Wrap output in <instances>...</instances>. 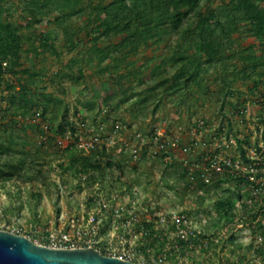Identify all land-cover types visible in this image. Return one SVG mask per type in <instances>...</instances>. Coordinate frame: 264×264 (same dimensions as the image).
<instances>
[{"label":"rangeland","instance_id":"374dc122","mask_svg":"<svg viewBox=\"0 0 264 264\" xmlns=\"http://www.w3.org/2000/svg\"><path fill=\"white\" fill-rule=\"evenodd\" d=\"M239 1L264 10V0H198L166 13L149 0H0V24L20 44L0 80V231L33 242L43 235L45 244L58 214L85 216L94 206L97 182L106 197L136 207L142 221L185 213L199 237H220L206 249H174L168 226L141 240L136 229L107 221L100 233L105 256L126 254L134 264H264V222L243 225L237 218L245 190L234 179L190 183L182 163L197 157L177 149L167 165L146 153L134 158L117 144L96 158L101 168L93 170L54 145L69 123L86 119V129L103 126L115 142L120 132L134 143V132L154 128L182 146L223 127L251 134L264 113V36L243 21ZM107 8L139 11L110 30ZM43 120L55 132L44 133ZM228 197L233 209L224 216L216 203Z\"/></svg>","mask_w":264,"mask_h":264},{"label":"built area","instance_id":"2783aa9c","mask_svg":"<svg viewBox=\"0 0 264 264\" xmlns=\"http://www.w3.org/2000/svg\"><path fill=\"white\" fill-rule=\"evenodd\" d=\"M3 66L6 67L7 64L4 63ZM246 112L247 109H243L240 114ZM88 123L86 119L79 121L77 127L68 126L64 133L54 136V145L63 150L75 149L86 156L98 149L108 151L109 148L119 144L122 150L130 153L134 158L146 153L151 159L161 158L167 165L172 163L173 155L178 151L177 149H180L184 155L198 158L190 163L187 160L182 163L190 183L198 181L204 185H211L220 180H236L246 193L242 201L245 210L237 216L239 222L252 226L264 222V113L256 119V129L247 136L240 133L233 135L223 127L222 130L212 131L208 140L196 139L183 146L179 145L178 138H170L165 130L159 128H154L146 135L134 132V143L120 132L119 139L115 142L107 135L103 126L92 131L85 128H88ZM54 128L47 121H42L41 129L44 133L55 132ZM118 129L120 127L114 132L117 133ZM198 132L201 133L199 128ZM82 180H88L87 175L83 176ZM94 186L97 189L94 206L85 216H68L61 212L55 224L46 230L45 244H41L39 240L43 235L38 236L34 243L53 249L94 248L101 253L100 233L107 221L112 227H119L123 231L131 232L132 229H136L134 237L141 240L151 238L155 231L160 230L159 227L163 229L168 226L170 227L168 236L174 237L172 245L174 249L180 248L176 241H183L189 248L199 249H206L210 243L220 241V237L217 236L210 239L199 237L185 213L171 212L167 215H159L157 219L149 217L146 221H142V213L136 207H123L117 203L113 194L110 197L103 195L97 182ZM58 191L60 194L63 193L60 184ZM246 211L252 216L248 217ZM150 223L155 226H147ZM259 241L262 242L263 238L259 237ZM120 243L126 244L127 240L121 239ZM109 256L127 260L126 254ZM164 259L165 257L162 256L157 262L163 263Z\"/></svg>","mask_w":264,"mask_h":264},{"label":"trees","instance_id":"16d2710c","mask_svg":"<svg viewBox=\"0 0 264 264\" xmlns=\"http://www.w3.org/2000/svg\"><path fill=\"white\" fill-rule=\"evenodd\" d=\"M198 0H149L150 7L154 11H160V13H166L169 11L170 7H179L182 5H197ZM111 6V5H109ZM108 7V6H107ZM238 8L242 9V15H243V21L248 22L250 26V30L255 33L258 37L264 36V10L261 9L259 6L256 5L255 2H249L248 4L244 5L243 1L238 2ZM139 10L136 9L135 14H138ZM106 12L108 13V20L106 22V28L112 30L113 28L119 27V24L124 20L125 16H131L133 15L132 13H125L124 10H119L117 8H107ZM150 22V21H149ZM123 26V24H122ZM19 38L15 31L11 29L6 24H0V57H1V63H0V80L3 78V76L7 73L10 72L9 66V61L10 58L18 59V54H19ZM6 63L7 66L4 67L3 64ZM9 68V69H8ZM23 93H26V89L23 90ZM139 96V95H138ZM142 96V95H141ZM149 98L147 96L146 101H148ZM143 100H139L136 104L141 105ZM53 100L49 97L47 98V103H52ZM135 117H138L136 115ZM70 126H72L71 123H69ZM69 126V127H70ZM5 149L0 147V156L4 154ZM71 156H74V162H80L83 161L85 164V168L87 169H93L97 170L100 169V165H97L96 158L101 159L104 155L106 150L105 149H99L96 152L92 153L89 156H85L81 154L80 152L76 151L75 149H68L67 150ZM1 163V160H0ZM107 166H111L110 162L106 163ZM225 180H220L217 182H214L211 185H204L199 183V186L201 187H209V186H220L222 185ZM89 181V180H88ZM216 206L218 210L222 211V214L224 216H228L229 212L233 209V201L231 197H228L226 199H220L217 201ZM147 226L153 227L155 226L153 223L148 224ZM212 238V237H211ZM176 243L179 245L180 248H187V244L184 243L183 241H176ZM102 253V252H101ZM104 254V253H103Z\"/></svg>","mask_w":264,"mask_h":264},{"label":"water","instance_id":"95a60500","mask_svg":"<svg viewBox=\"0 0 264 264\" xmlns=\"http://www.w3.org/2000/svg\"><path fill=\"white\" fill-rule=\"evenodd\" d=\"M0 264H134L94 248L53 249L25 236L0 231Z\"/></svg>","mask_w":264,"mask_h":264}]
</instances>
